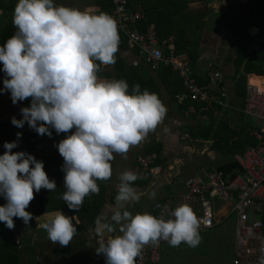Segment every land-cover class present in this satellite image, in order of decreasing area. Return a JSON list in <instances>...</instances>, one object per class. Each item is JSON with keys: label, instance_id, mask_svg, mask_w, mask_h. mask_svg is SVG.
<instances>
[{"label": "clouds", "instance_id": "9594fccd", "mask_svg": "<svg viewBox=\"0 0 264 264\" xmlns=\"http://www.w3.org/2000/svg\"><path fill=\"white\" fill-rule=\"evenodd\" d=\"M12 24L14 34L0 46L5 75L0 92H9L13 104L30 100V106L20 109L22 119L11 118L13 126L23 128L26 123L41 136L51 137L52 130L67 134L55 145L64 161L61 198L69 210L78 212L86 197L99 194L97 181L111 179L114 154L127 159L129 150L163 122L167 109L139 84L130 93L126 80L98 77L101 65L115 64L119 48L118 27L110 15L89 14L54 0H18ZM16 136L18 141L22 133ZM17 141L5 142L0 155V197L6 201L0 206V223L9 230L15 228L14 218L26 226L33 220L26 209L35 193L56 190L43 161L12 151ZM139 178L132 170L120 173L116 210L95 219L96 254L104 256L105 264H136L145 246L160 241L172 247L200 243V221L187 204L169 209L167 217L127 210L140 199L132 186ZM155 196L149 193V198ZM35 219L60 247L77 236L72 217L61 210L43 223ZM105 233L114 235L105 238ZM259 253L258 264H264V244Z\"/></svg>", "mask_w": 264, "mask_h": 264}, {"label": "crops", "instance_id": "0c3cea01", "mask_svg": "<svg viewBox=\"0 0 264 264\" xmlns=\"http://www.w3.org/2000/svg\"><path fill=\"white\" fill-rule=\"evenodd\" d=\"M261 1L134 0L129 3L130 10L143 14V18L138 21L139 29L142 31V23L150 19L151 22L146 29L153 27L160 37H166L169 40L168 47L174 50L177 57L187 62L197 77L207 79L214 71L222 74L220 86L223 90L220 86L211 88L214 97L221 100L222 104L213 101L203 105L186 98L178 100L176 94L181 95L184 92L178 72L170 66L148 60L145 55L140 56L136 48L129 46L125 37L118 31L120 42L116 62L113 65H101L98 77L109 80L124 79L129 85L130 93L132 87L138 84L140 79L143 80L146 85L139 84L140 90L147 89L150 93H155L167 109L163 122L129 150L127 159L114 154L115 159L111 162L113 173L111 179L97 181L99 194L86 197L78 212L69 210L61 198L64 188V173L61 166L64 161L55 145L67 134L57 135L55 130H52L51 137L41 136L25 123L22 130L33 136V141L26 148V152L35 156L37 160L48 161L49 166L44 167V170L48 175L52 171L57 174L56 190L53 192L40 190L44 191L42 204L44 209L40 214L33 215L34 218L28 226L22 219L15 224L14 230L0 225L1 264L13 260L12 257L4 259L2 255L6 253L16 257L14 264H72L75 261L90 259L98 248L97 234L94 230L95 219L99 215L110 217L116 210L118 176L125 170H132L139 157L153 165H160L161 170L150 179L139 178L134 182L132 186L140 199L134 204L127 205V210L133 214L147 212L154 205L168 200L172 209L179 204H187L198 216L200 211L197 199L187 200L183 197L185 178L231 163L235 161L236 154H241L227 153L230 148H226V144L216 138H199V131L206 127H210L211 131L221 128V137L224 138L230 129L235 130L244 126L245 131L252 136V130L257 128L256 120L244 116L241 109L248 94L247 82L257 83L264 76L246 74L245 94L237 95L235 83L243 74V69L240 66L236 72L233 60L241 42L246 45L244 53L247 57L251 49L257 47L261 37L264 38V4ZM17 3L18 0H0V29L12 22ZM54 3L78 8L94 15L101 12L109 15L112 9L110 0H54ZM117 58L124 62L121 67L117 66ZM165 67H170V72ZM134 68L139 69L137 74H131ZM214 105H219L222 110L211 111ZM28 106L30 101L13 104L5 92H0V119L13 116L17 118L19 115L18 119H22L20 109ZM51 158H61L62 161L51 166L49 164ZM152 191L156 193L155 198H149ZM231 206L232 201L214 199L215 223L207 230L199 228V232H208L231 217L235 227L236 218L230 211ZM29 208L30 206L26 211ZM60 210L65 215H71L77 228V236L67 247L53 244L47 238L46 231L36 226L35 217H40L39 223H43L49 214ZM109 235L114 234L105 233V237ZM202 244V239L196 247H189L184 243L172 247L165 242L161 246L160 260L157 264H207V259L204 261L206 257H200V253L197 252Z\"/></svg>", "mask_w": 264, "mask_h": 264}, {"label": "built area", "instance_id": "2783aa9c", "mask_svg": "<svg viewBox=\"0 0 264 264\" xmlns=\"http://www.w3.org/2000/svg\"><path fill=\"white\" fill-rule=\"evenodd\" d=\"M110 1L112 10L109 15L116 21L118 31L125 37L127 44L135 47L140 56L145 55L148 60L160 62L178 72L184 88L183 94H176L178 100L186 98L197 104L205 105L213 101L222 104L211 91L212 87L221 85L222 74L219 71L211 73L207 82L199 85L187 62L177 57L172 48L165 51L169 41L166 37H160L153 27L145 31L139 29L138 21L143 18V14L129 9V3L134 0ZM136 64L135 61L134 65ZM246 87L248 94L241 112L256 120L257 128L252 130L251 135L258 142L257 145L248 146L243 153L236 154L234 158L238 167L230 172L213 167L190 175L183 181L184 199H197L200 229H210L215 223L214 199L232 201L230 211L235 214L236 226L231 264H258L259 249L264 244V219L261 216L264 203V77L259 84L248 81ZM220 89L223 90L222 87ZM160 170V165H153L141 157L132 169L142 179H150L159 174ZM169 209L172 206L165 200L147 212L167 217ZM98 239L97 236V245ZM163 243L165 241H160L158 245L145 246L136 264H157ZM72 264H105V258L95 253L86 261H75Z\"/></svg>", "mask_w": 264, "mask_h": 264}, {"label": "trees", "instance_id": "16d2710c", "mask_svg": "<svg viewBox=\"0 0 264 264\" xmlns=\"http://www.w3.org/2000/svg\"><path fill=\"white\" fill-rule=\"evenodd\" d=\"M145 1H150V0H145ZM262 4H264V0L261 1ZM112 8V4H111ZM112 10V9H111ZM145 16V14H144ZM151 20L148 19L147 21H144L142 23V31L146 30V27L148 23H150ZM153 22V21H152ZM141 30V29H140ZM14 27L12 22L10 21L9 23L5 24L1 29H0V46H2L6 40L14 34ZM120 32V31H119ZM121 33V32H120ZM239 47L236 49V53L234 55V66L236 68V72H238V69L240 66H242L243 69V74L239 76L238 79H236V87L235 90L237 91V95L240 94H245V76L248 73H254L256 75H263L264 76V38L261 37V39L258 41V45L256 48L251 49L249 55L246 57L244 51L246 49V45L243 44V42L240 43ZM169 49L168 44L165 46V51ZM124 64L122 60H119L117 58V66ZM118 66V67H119ZM3 65L0 64V89H3V79L5 78V75L2 71ZM121 67V66H120ZM167 67H165L166 69ZM170 67L167 68V71H169ZM138 68L132 69L131 74H137L138 73ZM128 74V73H127ZM194 76L196 77V81L198 82L199 85H204V83L207 82V79H203L200 77L196 76V73L194 72ZM208 78V77H207ZM118 80V79H117ZM138 84L146 85L143 80H139ZM8 97L11 99V95L9 92L4 91ZM189 100V99H188ZM12 101V100H11ZM30 101V100H24L23 102ZM190 101V100H189ZM27 105V104H25ZM211 111H221V107L219 105H214L211 107ZM243 114V113H242ZM244 115V114H243ZM20 116V115H19ZM18 116V117H19ZM245 116V115H244ZM17 117V119H18ZM212 130V129H211ZM210 127H206L205 129H201L199 131V138H204V139H209L211 138H216L219 142H224L226 145V148L229 151L227 153L235 154V153H242L244 151V148L246 146H256L257 141L250 136V134L245 131L244 126H240L239 129H230V131L225 135L224 138L221 137L222 129L221 128H216L214 131H211ZM20 132L22 133L21 138L17 141V136L16 133ZM201 134V135H200ZM222 140V141H221ZM12 141H17L18 147L14 148L12 151H24L26 152L29 147V145L33 141V136L22 130V128H17L12 125L11 123V118L7 117L4 119H0V153H4L5 149L3 147L5 142H12ZM216 142V141H215ZM28 145V146H27ZM62 161L61 158H51L50 165L53 166L55 163H60ZM44 167L48 168V161L44 160ZM238 167V164L235 161H232L231 163L225 164L223 166H220L219 169L228 172L231 171L235 168ZM50 180H55L57 174L55 172H51L49 175ZM46 192V189H43ZM40 191L38 193H35V198L31 201L30 203V208L28 209L29 212H31L33 215L34 214H40L44 207H43V198H44V191ZM65 189L63 188V193ZM6 201L4 200L3 197H0V206L5 204ZM71 216V215H69ZM262 219H264V203L262 205V213H261ZM18 218H14V223L16 224L18 222ZM1 226L6 227L3 223H0ZM6 229H4L5 231ZM2 232V231H1ZM4 256V259H7L9 257H12L13 260L11 261H5V264H14L16 261V257L12 256L11 253H6L2 255ZM1 264V261H0Z\"/></svg>", "mask_w": 264, "mask_h": 264}, {"label": "rangeland", "instance_id": "374dc122", "mask_svg": "<svg viewBox=\"0 0 264 264\" xmlns=\"http://www.w3.org/2000/svg\"><path fill=\"white\" fill-rule=\"evenodd\" d=\"M235 216V214L233 213ZM202 245L197 252L207 259V264H230L235 243V227L232 217L208 232H199Z\"/></svg>", "mask_w": 264, "mask_h": 264}, {"label": "bare ground", "instance_id": "6f19581e", "mask_svg": "<svg viewBox=\"0 0 264 264\" xmlns=\"http://www.w3.org/2000/svg\"><path fill=\"white\" fill-rule=\"evenodd\" d=\"M259 83H260V80L257 83H254V84H259Z\"/></svg>", "mask_w": 264, "mask_h": 264}, {"label": "water", "instance_id": "95a60500", "mask_svg": "<svg viewBox=\"0 0 264 264\" xmlns=\"http://www.w3.org/2000/svg\"><path fill=\"white\" fill-rule=\"evenodd\" d=\"M258 202H260V201H258Z\"/></svg>", "mask_w": 264, "mask_h": 264}]
</instances>
